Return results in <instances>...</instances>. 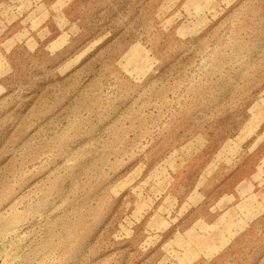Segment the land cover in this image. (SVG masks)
<instances>
[{"label": "rangeland", "instance_id": "374dc122", "mask_svg": "<svg viewBox=\"0 0 264 264\" xmlns=\"http://www.w3.org/2000/svg\"><path fill=\"white\" fill-rule=\"evenodd\" d=\"M0 264H264V0H0Z\"/></svg>", "mask_w": 264, "mask_h": 264}]
</instances>
